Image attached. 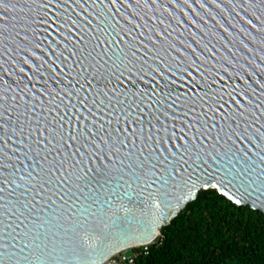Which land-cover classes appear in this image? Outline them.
I'll list each match as a JSON object with an SVG mask.
<instances>
[{"label": "water", "instance_id": "obj_1", "mask_svg": "<svg viewBox=\"0 0 264 264\" xmlns=\"http://www.w3.org/2000/svg\"><path fill=\"white\" fill-rule=\"evenodd\" d=\"M0 96V264H103L206 185L264 213V0H0Z\"/></svg>", "mask_w": 264, "mask_h": 264}, {"label": "trees", "instance_id": "obj_2", "mask_svg": "<svg viewBox=\"0 0 264 264\" xmlns=\"http://www.w3.org/2000/svg\"><path fill=\"white\" fill-rule=\"evenodd\" d=\"M136 264H264V213L201 190Z\"/></svg>", "mask_w": 264, "mask_h": 264}, {"label": "built area", "instance_id": "obj_3", "mask_svg": "<svg viewBox=\"0 0 264 264\" xmlns=\"http://www.w3.org/2000/svg\"><path fill=\"white\" fill-rule=\"evenodd\" d=\"M152 245V244H150ZM150 245H144L129 251L121 252L103 264H136V256L142 252H147Z\"/></svg>", "mask_w": 264, "mask_h": 264}, {"label": "snow or ice", "instance_id": "obj_4", "mask_svg": "<svg viewBox=\"0 0 264 264\" xmlns=\"http://www.w3.org/2000/svg\"><path fill=\"white\" fill-rule=\"evenodd\" d=\"M111 3L115 4L116 3V0H111ZM2 100H3V97L0 96V101H2ZM0 106H2V104H0ZM221 131H223V129H221ZM233 181H234L233 178H229V177L225 176V178L220 181V185L232 186L233 185ZM220 185H218L217 187H219ZM204 190H207V185L205 186V189ZM218 194L223 195L225 198H228V195H229L227 191H225L223 193H219L218 192ZM243 194L244 195H247V191L245 190ZM235 204L237 206L242 207L243 206V201L242 200H239V199L238 200H235ZM2 259H3V255H2V253H0V260H2Z\"/></svg>", "mask_w": 264, "mask_h": 264}]
</instances>
